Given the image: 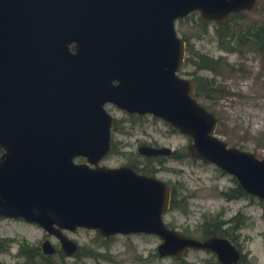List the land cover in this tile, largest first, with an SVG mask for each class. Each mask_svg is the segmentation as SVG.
<instances>
[{
	"label": "water",
	"instance_id": "water-1",
	"mask_svg": "<svg viewBox=\"0 0 264 264\" xmlns=\"http://www.w3.org/2000/svg\"><path fill=\"white\" fill-rule=\"evenodd\" d=\"M257 7V0H0V216L37 224L68 258L79 246L66 232L85 228L105 238L155 235L159 257L198 249L237 264L241 254L227 238L200 240L166 225L165 181L99 161L110 148L108 103L176 128L190 140L187 157L215 165L264 201V158L215 134L216 117L178 74L185 42L175 27L193 11L225 22ZM41 251L56 250L46 239Z\"/></svg>",
	"mask_w": 264,
	"mask_h": 264
},
{
	"label": "rangeland",
	"instance_id": "rangeland-1",
	"mask_svg": "<svg viewBox=\"0 0 264 264\" xmlns=\"http://www.w3.org/2000/svg\"><path fill=\"white\" fill-rule=\"evenodd\" d=\"M258 7L253 10H241L236 18L239 23L264 24V0H257ZM195 18L196 15H193ZM178 35L188 38L189 48L201 54L223 58L220 75L202 70L200 74L214 79L216 91L205 95L199 92L197 100L218 120L215 133L229 146H235L264 158V60L254 49L226 51L219 47L215 33V23H208L206 33H201L197 23L188 18L175 23ZM185 58L190 57L188 52ZM193 71V73H192ZM196 68L186 60L178 74L190 78L196 75ZM107 112L115 119L117 130L113 140L117 152L107 155L99 164L118 166L129 161H136L139 167L153 166V174L176 190L178 208L168 209L163 221L181 232L199 237L200 227L205 217L227 219L240 212L245 217V224L236 231L244 260L238 264H264V206L253 199L242 197L225 200L220 191L234 186L231 176L222 172L215 165L192 160L189 157L175 159L170 156L148 159L137 153L140 144L169 147L176 154L185 152L189 138L178 131H173L168 124L150 115L132 120L123 111L111 104L106 105ZM77 161H80L78 159ZM82 161V160H81ZM183 197V198H182ZM185 200V206L184 201ZM185 208V209H184ZM81 248L98 251L106 256L99 260L102 264H181L174 257H159L156 246L160 239L151 234L135 233L111 236L107 246L100 245L97 232L92 229L78 228L75 232H66ZM0 239H12L10 248L0 249V264H23L25 257L17 255L18 244L28 247H41L48 239L56 248L58 242L34 223L23 220L0 218ZM44 254V253H43ZM50 255V254H49ZM75 258H63L71 262ZM186 264H205L212 257L208 251L187 249L182 256ZM52 260L61 261L57 255ZM93 264L92 258H82ZM34 264H41L39 258H33Z\"/></svg>",
	"mask_w": 264,
	"mask_h": 264
},
{
	"label": "trees",
	"instance_id": "trees-1",
	"mask_svg": "<svg viewBox=\"0 0 264 264\" xmlns=\"http://www.w3.org/2000/svg\"><path fill=\"white\" fill-rule=\"evenodd\" d=\"M193 15H196V17L194 18ZM239 15H240V11L230 14L228 19L225 22H222V23L213 22L215 23V26H216L215 33L218 39L219 47L226 51H231V52L242 51L243 49H254L261 55L262 59L264 60V24H261V23L256 24L253 22L246 23V24L239 23L238 20L236 19ZM188 18L193 19L194 22L197 23L199 28L202 30L201 33L207 32L209 22L202 20L197 11L190 12L182 18H178L175 23H181L182 21L187 20ZM181 38L185 42V51L190 54V57L184 58L182 65L179 68V71L181 70L183 64H185L186 60H188L197 69L198 68H208L215 74L217 73L221 74L222 68L220 67H222V64L224 63L223 62L224 60L221 56H218V58H213L212 56L198 53L197 51H194L193 49L189 48L187 37H185L184 35H181ZM195 82H196V79H195ZM208 86H210V84L207 81L200 80L199 82H197L196 87H195L194 96L196 97V95L199 92L206 93V91H208L207 89ZM127 116L131 118L132 120H138V119H141V117H143V116L139 117L135 114H129ZM168 126L171 130L176 131V128L170 125ZM117 129H118V126L114 125L112 132H116V131L122 132L123 131V130H117ZM115 146H116V142L112 139L111 147H110L111 153L117 152ZM172 157L175 159H180L182 157H186V155H185V152H181L180 155L176 153L172 154ZM148 159H154V157H149ZM152 168L153 167L146 165L142 168V171L140 170L139 172H143L144 174L154 175L153 174L154 169ZM231 179L234 182V186L224 191H220L221 196L225 200L237 199V198H242V197H247L250 199L255 198L254 196L245 193L238 186L237 181L235 180L234 177L231 176ZM176 197H177L176 190L175 188L171 187L169 209L178 208ZM256 199L259 202V204L264 206V201L258 198ZM183 201H184V206H185L186 202L184 199ZM262 218H264V213L262 214ZM244 219L245 217L240 212L236 213L235 215L227 219H220L218 215H216V217H210L208 219L207 217H205L204 222L200 227L201 233L199 237H208V236L216 235V236H225V237H228L229 239L231 238L232 240H236L235 238L237 237V235H235L233 229L239 228L240 227L239 223L243 224ZM223 221L224 222L230 221L232 225L230 224L229 228H223V225H222ZM182 233L185 235L192 236L191 234L186 233L185 231H183ZM97 236L98 238L101 239L100 245L107 246V243L109 242L111 237L105 238L101 236L98 232H97ZM2 241L4 240L0 239V249L5 250L7 249V245L2 244L1 243ZM19 251L22 254V256L25 257V261L23 264H34L33 258L37 257L36 247L31 248V247L26 246L25 244H22ZM53 256H55V254L39 255V261L41 262V264H55L54 261L52 260ZM57 256L59 257L61 261L59 264H91V263H88L86 260H81L82 258H92L95 261L93 264H102L99 260L106 259V256L98 251L85 250L81 247L79 248L78 252L74 256L75 259L71 262H65L63 258H66V257H64L63 255L57 254ZM175 259L179 260L181 264H186L184 263V260L182 259V257L175 258ZM242 259L244 260V257ZM206 264H218V263L216 262V260L211 259L208 262H206Z\"/></svg>",
	"mask_w": 264,
	"mask_h": 264
},
{
	"label": "flooded vegetation",
	"instance_id": "flooded-vegetation-1",
	"mask_svg": "<svg viewBox=\"0 0 264 264\" xmlns=\"http://www.w3.org/2000/svg\"><path fill=\"white\" fill-rule=\"evenodd\" d=\"M232 14V13H231ZM208 22H210V21H208ZM212 22H217V21H212ZM218 23H222V22H218ZM185 53H186V51H185ZM185 53H184V58H185ZM213 58H218V57H213ZM182 65V64H181ZM180 65V66H181ZM180 68V67H179ZM202 70H206V71H209V72H211L212 73V75L213 76H215V75H220V74H215L214 72H212L210 69H208V68H196V75L195 76H193L192 74H191V77H190V79L193 81V83H194V92H193V95L195 94V87H196V83L197 82H199L200 80H203V81H207L209 84H210V86H208V91H206V93H205V95H207V96H209V94L210 93H212V92H214V91H216L217 89H216V87L214 86V82H213V80L214 79H209L208 77H206V76H204V75H202V74H200L199 72H201ZM178 72H179V70H178ZM192 73H193V71H192ZM215 74V75H214ZM195 79H196V82H195ZM196 98V97H195ZM197 99V98H196ZM199 102V101H198ZM200 103V102H199ZM201 104V103H200ZM106 105H108V103L107 104H105V109H106ZM112 105V104H111ZM202 105V104H201ZM114 106V105H113ZM115 107V106H114ZM117 108V107H116ZM118 109V108H117ZM120 110V109H119ZM107 111V110H106ZM120 111H123V110H120ZM125 114H127V115H129V114H135V113H127L126 111H123ZM135 115H137V114H135ZM145 115H149V114H144V115H137V116H145ZM112 116V115H111ZM150 116H152V115H150ZM153 117V116H152ZM112 118H113V123H112V127H111V129H110V147H111V142H112V139H113V133L114 132H112L113 131V126L115 125V121H116V119L112 116ZM154 118H156V117H154ZM156 119H158V118H156ZM217 119V118H216ZM160 120V119H159ZM217 123H218V120H217ZM216 127H217V124H216ZM216 127H215V129H216ZM123 130V129H122ZM176 131H177V129H176ZM111 134H112V136H111ZM216 134V133H215ZM186 136V135H185ZM141 145H146V146H151V145H148V144H140L139 146H141ZM138 146V147H139ZM138 147H137V149H138ZM153 147H158V146H153ZM238 148V147H237ZM240 149V148H239ZM1 152H2V150L0 149V154H1ZM137 153L139 154V155H142L143 157H146V158H149V157H154V159L155 158H158V157H163V156H170V157H172V154H174V153H176V150L174 151L173 149H171V153L169 154V155H156V156H146V155H143V154H140L139 152H138V150H137ZM109 154H111V152H110V148H109V152L102 158V159H104L107 155H109ZM186 155V154H185ZM187 157V156H186ZM78 159H80V161H77ZM101 159V160H102ZM74 160H76L77 162H82L84 159L83 158H81V157H79V158H75ZM82 160V161H81ZM100 160V161H101ZM99 161V162H100ZM101 165V164H100ZM121 165H127V166H130L134 171H136V172H138V173H142V174H144L143 172H139L140 170L142 171V168L144 167V166H146V165H143L142 167H139L138 166V163L136 162V161H129L128 163H124V164H121ZM118 166H120V165H118ZM147 166H151V165H147ZM109 167H111V166H109ZM112 167H116V166H112ZM151 167H153V166H151ZM146 175H150V174H146ZM151 176H155V175H151ZM156 177V176H155ZM158 178V177H157ZM160 179V178H159ZM167 185H168V183H167ZM169 186V185H168ZM169 188H170V196H171V187L169 186ZM170 204V203H169ZM0 218H7V219H14V220H23L22 218H13V217H8V216H0ZM23 221H25V220H23ZM27 222V221H26ZM29 223H31V222H29ZM230 224L232 225V223L229 221H226V222H222V225H223V228H229V226H230ZM245 224V219H244V222H243V224H240L239 223V226L241 227L242 225H244ZM240 227L239 228H237V229H233L234 230V233H236V231L237 230H239L240 229ZM212 236H216V235H212ZM50 237H53V236H50ZM111 237V236H110ZM208 237H210V236H208ZM208 237H197L198 239H200V240H203V239H205V238H208ZM219 237H225V236H219ZM225 238H227L228 239V241L233 245V246H235L238 250H239V252H240V254H241V259H240V261L241 260H243L242 258L244 257L245 258V256H244V253L242 252V249H240V247H239V243H238V238H235L236 240H232L231 238L229 239L228 237H225ZM72 239V238H71ZM1 240H4V241H2L1 243L2 244H4V245H7V248L9 249L10 248V246L12 245V242H13V240L12 239H9V240H6V239H1ZM73 240V239H72ZM57 241V240H56ZM74 241V240H73ZM237 241V242H236ZM58 242V241H57ZM76 243V242H75ZM52 244V243H51ZM53 245V244H52ZM78 245V244H77ZM54 246V245H53ZM79 246V245H78ZM18 247H21V245H19L18 244ZM54 248H55V253H53V254H55V255H57V254H59V255H61L59 252H58V248H59V243H58V248H56L55 246H54ZM79 248H80V246H79ZM20 249V248H19ZM36 249H37V258H39V255H43V252L41 251V247L39 248V247H36ZM209 253H210V255H211V257H212V259H214V260H216V262L218 263V264H221L219 261H218V259L216 258V256H215V254L214 253H212V252H210V251H208ZM17 255H22L21 253H20V251H17ZM45 255V254H44ZM76 255V254H75ZM74 255V256H75ZM239 261V262H240ZM208 262V261H207ZM238 262V263H239ZM237 263V264H238ZM206 264V263H205Z\"/></svg>",
	"mask_w": 264,
	"mask_h": 264
}]
</instances>
